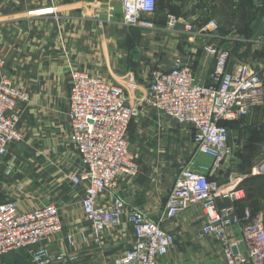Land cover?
Wrapping results in <instances>:
<instances>
[{"label": "crops", "instance_id": "obj_1", "mask_svg": "<svg viewBox=\"0 0 264 264\" xmlns=\"http://www.w3.org/2000/svg\"><path fill=\"white\" fill-rule=\"evenodd\" d=\"M236 2L155 0L151 21L156 28L149 30L123 25L122 0L1 1L0 60L4 66L0 80L8 79L28 95V100L18 123L21 141L9 147L0 163V202L11 200L20 183V210L49 203L58 207L62 231L42 244L51 255L65 252L67 264H112L133 242L125 217L120 226L96 241L80 203L84 186L74 187L66 178L80 169L65 116L71 71H84L122 87L127 104L140 108L141 115L131 121L128 135L129 149L139 157L140 173L135 178L119 177L111 192L98 197V206L109 209L118 197L125 204L124 215L129 209H137L156 220L164 212L165 198L181 169L193 160L208 164L210 159L196 153L188 125L145 111L143 102L151 72L168 70L177 63L188 64L198 83L209 84L214 57L200 48L190 53L194 41L186 27L200 29L213 19L219 34L227 33L230 26L222 13L231 12L235 22ZM171 19L175 22L169 23ZM248 22L247 26H252L251 17ZM234 24L231 28L236 27ZM228 43L221 41L218 45L229 47ZM229 48L230 56H239L233 46ZM238 59L243 60L240 56ZM234 65L229 63L228 67ZM238 122L225 124L230 127ZM244 124H255L252 115ZM221 168L217 180L225 182L227 170ZM230 205L226 199L218 200L221 208ZM245 209L235 206L239 216ZM204 223L205 216L195 205L164 221L162 227L175 244L155 264H225L218 242L212 237H198ZM230 237L238 244L239 227L230 229ZM1 264H33L31 251H12Z\"/></svg>", "mask_w": 264, "mask_h": 264}, {"label": "built area", "instance_id": "obj_2", "mask_svg": "<svg viewBox=\"0 0 264 264\" xmlns=\"http://www.w3.org/2000/svg\"><path fill=\"white\" fill-rule=\"evenodd\" d=\"M122 7L123 25L156 28L151 21L155 0H122ZM173 22L175 19L169 20ZM186 28L194 41L190 53L200 48L214 57L210 83H198L188 64L156 69L151 72L143 103L178 125H188L196 153L208 157L210 162L196 164L193 160L181 169L165 198L164 212L156 220L137 209H129L124 215L125 204L118 197H114L109 209L99 207L98 197L111 192L119 177L135 178L140 173L139 157L130 151L128 139L131 121L138 111L127 104L122 87L73 70L65 116L80 169L66 178L74 187L84 186L80 203L96 241L120 226L124 217L131 227L132 244L112 264H155L175 244L162 223L194 205L205 216L198 237L214 238L225 264H264V210L245 209L239 216L235 206L243 198V192L235 177L229 174L225 182L217 180L222 164L233 150L225 123L240 121L254 108L264 107L261 70L249 63L228 67L231 50L218 45L221 37L215 20H208L200 29ZM260 40L264 44V35ZM3 66L0 60V69ZM27 100L28 95L13 87L8 79L0 80V163L9 147L21 141L18 123ZM256 169L258 174H264V164ZM18 188H22L20 183ZM219 199H226L231 205L221 208ZM232 227L240 229L238 244L230 237ZM61 231L59 209L53 203L22 211L17 200L0 202V264L8 253L23 249H30L33 264H67L65 252L51 255L42 245ZM67 241L71 244V237Z\"/></svg>", "mask_w": 264, "mask_h": 264}, {"label": "rangeland", "instance_id": "obj_3", "mask_svg": "<svg viewBox=\"0 0 264 264\" xmlns=\"http://www.w3.org/2000/svg\"><path fill=\"white\" fill-rule=\"evenodd\" d=\"M235 13V22L232 20L231 12L225 10L222 13L225 24H229L230 28L227 27L229 29L227 33L222 31V35L219 34V36L222 42H230L227 45L229 47L233 46V51L239 52L238 55L243 60L238 59L239 56L233 55L230 56L229 63H253L258 65L264 83V44L260 40L264 35V0H237ZM250 17L253 24L252 26H247L248 18ZM239 23L244 24V28L239 26ZM233 24L236 26L235 28H231ZM248 58H250V61L244 62ZM143 106L145 111L149 113L161 114L146 107L144 103ZM133 108L138 113L132 120L141 115L139 112L140 108ZM250 115H252L255 124H244ZM238 124L240 126L231 125L228 127V142L233 150L229 158L222 164V167H226L227 170L224 178L227 179L229 174L235 177L238 188L243 192V198L238 203L240 207L244 206L252 211H263L264 174H258L256 168L264 164V107L254 108ZM18 190L11 195V200H19V196L22 195L19 193L23 192V187L18 188ZM195 206L198 207L197 205Z\"/></svg>", "mask_w": 264, "mask_h": 264}, {"label": "trees", "instance_id": "obj_4", "mask_svg": "<svg viewBox=\"0 0 264 264\" xmlns=\"http://www.w3.org/2000/svg\"><path fill=\"white\" fill-rule=\"evenodd\" d=\"M238 203H239V202H238ZM238 203H236V205H237Z\"/></svg>", "mask_w": 264, "mask_h": 264}]
</instances>
